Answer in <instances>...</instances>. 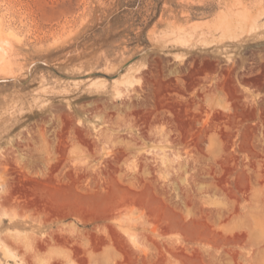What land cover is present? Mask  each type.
Listing matches in <instances>:
<instances>
[{
	"label": "rangeland",
	"instance_id": "obj_1",
	"mask_svg": "<svg viewBox=\"0 0 264 264\" xmlns=\"http://www.w3.org/2000/svg\"><path fill=\"white\" fill-rule=\"evenodd\" d=\"M0 22V264H264V0Z\"/></svg>",
	"mask_w": 264,
	"mask_h": 264
},
{
	"label": "bare ground",
	"instance_id": "obj_2",
	"mask_svg": "<svg viewBox=\"0 0 264 264\" xmlns=\"http://www.w3.org/2000/svg\"><path fill=\"white\" fill-rule=\"evenodd\" d=\"M12 49H13V44L9 40V38H7L5 27L0 22V69L1 67H3L7 56H9L10 53L9 51Z\"/></svg>",
	"mask_w": 264,
	"mask_h": 264
}]
</instances>
